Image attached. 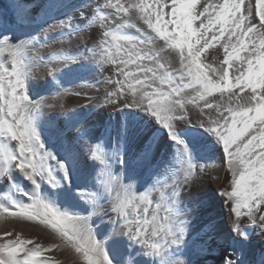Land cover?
Wrapping results in <instances>:
<instances>
[{
    "label": "bare ground",
    "instance_id": "1",
    "mask_svg": "<svg viewBox=\"0 0 264 264\" xmlns=\"http://www.w3.org/2000/svg\"><path fill=\"white\" fill-rule=\"evenodd\" d=\"M97 2L102 4L105 0H21L15 6L11 0H0V34L5 33L2 21L5 25L15 21L18 26L13 28V32L19 33V41L37 37L34 44L29 45L33 52H47L49 58L57 53L81 57L52 75L54 59L46 58L41 62L39 58L33 60L28 53L20 57L24 63L34 65L22 76L25 79L23 94L29 99L43 98L40 108L32 115L39 143L43 145L34 159L37 160L41 154L48 155L49 159L44 164L51 171L53 179L49 182L48 172L40 173L35 177L34 184L16 167L15 161L9 163L5 160L8 173L0 181L5 182V191L16 202L8 208L4 205V215H0V240L30 237V241L41 245L43 263H65L69 259L71 244L49 225L44 224L46 229L36 228L34 224L41 221L42 215L30 219L29 223L15 217L24 211L33 212L20 206L41 204L45 207L44 212L58 215L67 212L88 217L92 224L102 230L100 236L94 233L95 240L103 246L100 253L103 255L107 252L110 258H114V264L122 262L129 254L135 258V264H161L162 257L175 259L178 256L184 258L185 264H225V258L234 259L236 264H264V235L259 226L245 221L242 227L247 234L246 240L233 231L232 208L235 201L229 202L224 195L225 190H232L233 170L229 169L226 156L223 158L222 143L218 137L200 124L216 119L218 114L215 108H205L204 102L198 99L197 91L185 89L179 97L184 109L177 115H183L187 121L173 122L172 133L177 137L173 140L169 129L150 112L128 105L127 101L121 104L125 94L113 96L112 104L105 100V93L119 90V85L114 82L123 78L113 75L108 65L101 66L86 52L100 38L99 30L95 28L99 20L84 29ZM116 2L112 0L113 4ZM147 2L152 3L153 0ZM166 2L170 5L172 0ZM206 2L218 4L223 0H197V11H202ZM120 3L126 4L127 0H120ZM33 8L37 9L35 13L31 10ZM113 12L115 9L108 7L99 15H108L111 20ZM121 15L127 18L126 14ZM115 19L123 23L119 15ZM69 22L73 25V38L70 41L67 36ZM193 26L198 28L199 21H194ZM81 29L82 35L75 37ZM123 33L135 35L136 30L125 25L120 34ZM152 51L155 54L159 50L153 48ZM161 56L165 64L178 67L174 54L161 53ZM223 59L222 44L213 43L201 53V62L213 68L223 65ZM223 67L228 68L227 65ZM228 72L229 80H232L234 68H228ZM126 94L130 100V90ZM239 95L243 96L244 93ZM207 99L214 105L222 104L220 110L230 115L227 112V93L223 99L219 93H213ZM231 107L236 108L235 102ZM78 128L81 129L79 133ZM8 142L12 148L5 155H18V142L11 137ZM89 143L101 144L107 150L109 164L106 168L99 169L100 165L88 158ZM115 152L119 155L115 156ZM62 163L66 170L61 167ZM190 164L194 166V178L191 185H184L176 197V212L186 228L181 244L165 248L161 256L146 255L147 250L126 235L110 236L113 229L111 216L124 223L123 216L117 217L115 213L107 211L110 206L116 204L117 200H131L127 219L133 221L137 211L142 213L144 207L139 198L146 195L152 200L148 214L151 219V212L155 210L160 197L158 193L150 195L147 189L156 181H160L158 188L171 185L182 178ZM97 171L103 172L99 180L110 176L114 181L111 189L102 191L98 205L82 199L78 194L81 190L98 191ZM129 183L133 184L132 190L126 191L123 185ZM104 210L106 213L100 214ZM146 239L148 244L157 242L150 235Z\"/></svg>",
    "mask_w": 264,
    "mask_h": 264
},
{
    "label": "snow or ice",
    "instance_id": "2",
    "mask_svg": "<svg viewBox=\"0 0 264 264\" xmlns=\"http://www.w3.org/2000/svg\"><path fill=\"white\" fill-rule=\"evenodd\" d=\"M11 3L19 5L21 0H11ZM108 7L115 9L111 20L108 15H99ZM121 14H126L127 18ZM118 15L123 23L116 21ZM169 16L170 19L166 18ZM98 20L100 23L95 28L99 30L100 38L86 52L89 58L101 66L108 65L113 75L123 78L114 82L119 85V90L105 93V100L112 104L113 96L125 94L121 104L127 101L128 105L150 112L161 125L169 129L171 138L176 140L177 137L172 133L173 122L185 120L183 115H177V112L184 109L179 97L185 89L197 91L198 99L204 102V107L215 108L218 114L215 120L209 119L200 124L218 137L222 143L223 158L226 156L228 167L233 170L232 190H225L224 193L229 202L235 201L232 208L233 231L246 240L247 234L242 225L250 223L258 225L264 235V0H223L218 4L206 2L202 11H197V0H172L170 5L166 0H153L152 3L147 0H127L126 4L120 3V0L115 4L112 0H105L102 4L97 2L84 29ZM194 21H199L198 28L193 26ZM125 25L135 29L136 34H120ZM67 30H70L67 32L70 41L73 38L72 23L69 22ZM82 32L83 29L75 37H80ZM36 39L30 37L9 44V37H3L4 45L11 49L12 71L8 76L11 93H6L0 87V99H4L7 107L5 115L12 118L10 122L0 120V135L10 136L18 142L19 148L18 155L6 154L4 159L9 163L15 161L16 167L34 184L35 177L42 172H48L49 182L53 177L43 159L40 162L34 159L43 145L39 143L33 118L25 113L31 112L33 108L38 111L39 105L32 104L23 92L17 95L18 87L25 89V79H22L24 73L20 70L24 59L20 57L28 53L33 60L39 58L41 62L46 58L54 59L56 62L52 66L51 75L81 58L64 53L49 58L47 52H33L29 45H33ZM213 43L222 44L223 65L234 68L232 80H229L228 68L223 65L213 68L201 62V53L213 46ZM153 48L159 51L154 54ZM161 53L174 54V62L178 67L162 62ZM2 80L3 75L0 74ZM129 90L132 94L130 100L126 94ZM213 93H219L221 99L227 93V112L230 115L220 110L222 104L209 103L207 97H212ZM233 102L236 108L231 107ZM0 111H4V106H0ZM77 131L79 133L81 129ZM117 155L119 153L115 152ZM107 157V150L101 144L89 143L88 158L96 161L100 165L99 169L108 166ZM61 167L66 170L63 163ZM193 172L194 166L190 164L182 178L171 185L158 188L160 181H156L147 189L150 195L158 193L160 197L155 210L151 212V219L148 214L152 200L146 195L139 198L144 203L142 213L133 209L137 211L133 221L127 219L131 200L128 203L119 201L110 206L107 211L115 213L117 217L123 216L124 219L121 224L119 218L110 217L113 224L110 236L126 235L129 240L141 244L147 250L146 255L161 256L165 248L181 244L186 228L176 212V197L184 185H191ZM102 175V171H97V181ZM132 187L131 183L123 185L126 191H131ZM161 188L164 190L161 191ZM86 197L98 205L96 192H91L90 196L88 192ZM161 210L165 215L158 220ZM104 213L106 210L100 214ZM19 215L32 219L41 214L34 210ZM41 223L49 225L74 245L76 253L82 254L85 264H114V258H110L107 252L102 259L98 258L101 246L91 235L85 236L84 218L67 212L58 215L45 211ZM149 235L155 237L157 242L148 244L146 237ZM41 252V245L33 241L19 237L8 239L0 243V264H43ZM116 264H135V258L129 254ZM161 264H185V260L182 256L175 259L162 257ZM225 264H236V261L225 258Z\"/></svg>",
    "mask_w": 264,
    "mask_h": 264
},
{
    "label": "rangeland",
    "instance_id": "3",
    "mask_svg": "<svg viewBox=\"0 0 264 264\" xmlns=\"http://www.w3.org/2000/svg\"><path fill=\"white\" fill-rule=\"evenodd\" d=\"M33 12L34 11H37V9L35 10L34 8L33 9H31ZM35 13V12H34ZM8 24V25H7ZM2 27H3V29L2 30H4L5 31V33H3V35L2 34H0V74H2L3 75V80L2 81H0V87H3L4 88V90L6 91V93H11V88L8 86V76L10 75V73H11V71H12V68H11V65H12V57H11V55L9 54L10 53V51H11V49L9 48V47H7V46H5L4 45V43H3V37L4 36H8L9 37V44H16V43H18L19 42V40H20V36H19V33L18 32H16V31H14L13 32V28L14 27H16V26H18V22H15V21H9L8 23H6V25H5V23L2 21ZM5 25V26H4ZM6 26H7V28H6ZM12 28V29H11ZM7 29H9V30H7ZM124 34V33H123ZM20 59H22V58H20ZM34 67V65L33 64H28V63H24L23 64V66L21 67V71L24 73V75H25V72H27V71H29V69L30 68H33ZM5 69H7V71H4ZM24 77V76H23ZM23 77H22V79H23ZM15 81V77H13V82ZM21 92H22V90L18 87L17 88V95H20L21 94ZM7 98H10V97H5V99H7ZM42 98V97H41ZM41 98H39L38 100H37V98L35 99H29V101L32 103V104H38L39 106H41ZM43 99V98H42ZM41 100V101H40ZM0 106H4V111H0V120H9V122L11 121V117L10 116H6L5 115V112L7 111V107H6V105L4 104V99H0ZM40 108V107H39ZM37 110L35 109V108H33L32 109V111L31 112H28V113H25V115L26 116H30V117H32V115L34 114V112H36ZM4 138V139H3ZM9 139H10V136H6V135H0V178L2 177V178H5V174H7L8 173V166H7V164H6V161H5V159H4V155H5V153H7V151H10L11 150V146L9 145ZM2 156V157H1ZM48 155H43V154H41L39 157H38V159L36 160L37 162H40L41 161V159H43V162L44 163H46L47 162V160L49 159V157H47ZM46 159V160H45ZM45 166H46V164H45ZM47 167V166H46ZM5 172V173H4ZM43 174H45V173H47V172H42ZM4 176V177H3ZM108 179V180H107ZM1 180V179H0ZM108 181V182H107ZM1 182V181H0ZM2 183V182H1ZM0 183V184H1ZM5 183V182H4ZM4 183H2L1 185H0V215H1V217L4 215V210H5V208L7 207L8 208V206H14L15 205V200H14V198H10V194H8L7 193V191H5V184ZM98 183H100L101 185H102V187L99 185V189H98V191L96 192L97 194H98V197L100 198L101 197V195H102V191H106V190H108V189H111V186L113 185V183H114V181H111V179H110V176H106L105 178H102L101 180H99V182ZM104 183V184H103ZM3 186V187H2ZM110 187V188H109ZM3 188H4V190H3ZM70 187H68L67 189H69ZM104 189V190H103ZM85 193V194H84ZM86 193H88V191H78V194H79V196L80 197H83L82 199H87V197L85 196L86 195ZM91 195V192H89V196ZM86 197V198H85ZM11 201V202H10ZM15 201V202H14ZM119 201H121V200H117L116 201V203L117 202H119ZM128 201H129V199H126V200H123L122 202H124V203H128ZM14 204V205H13ZM6 207H5V206ZM16 206H17V204H16ZM18 207V206H17ZM21 207V209H23V210H31V211H38V212H40V214L43 216V213H44V209H45V207H44V205H41V204H24V205H22V206H20ZM40 215V216H41ZM165 215V212L163 211V210H161L160 212H159V214H158V220H159V218L162 216H164ZM11 217H14V216H12V215H10ZM78 216H80V215H78ZM1 217H0V219H1ZM15 217H18V218H21V219H23L24 220V222H26V223H29L31 220L28 218V217H26V216H23V215H18V216H15ZM81 217V216H80ZM81 218H84V219H86L88 222H86V224H85V228H86V232L87 233H85V236L87 237L88 236V234L89 235H91V237H92V239H94L95 240V236H94V233L96 232L97 234H99V236L100 235H102V230H101V228L100 227H98L97 225H95V224H92L91 222H90V220H89V218L88 217H81ZM26 220V221H25ZM30 220V221H29ZM40 225V226H39ZM92 225V226H91ZM34 226H36V228H38V229H46L45 228V226H44V224L43 223H41V221H38V222H36L35 224H34ZM162 226H164V227H167V225H162ZM92 227V228H91ZM91 230V231H90ZM91 234H90V233ZM30 237H25L24 236V238L22 237V239H25V240H30L29 239ZM5 241L7 242L8 240H0V243H5ZM102 244H100V246H101ZM30 245H28V247H29ZM31 247V246H30ZM72 247V248H71ZM103 246H101V248H102ZM70 249L71 250H69V257H67V258H69V259H67L66 260V262L65 263H55V262H50V264H85V262L83 261V257H82V254H79V253H76V251H75V246L74 245H72L71 244V246H70ZM74 251H73V250ZM102 250V249H101ZM76 253V254H75ZM102 257H103V255H102V253H100V256L98 257V258H100V259H102ZM43 264H45V263H43Z\"/></svg>",
    "mask_w": 264,
    "mask_h": 264
}]
</instances>
